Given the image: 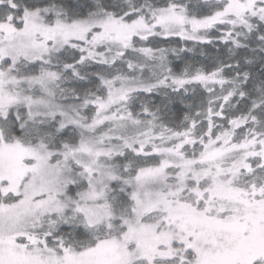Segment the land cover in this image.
Segmentation results:
<instances>
[{
  "label": "snow or ice",
  "instance_id": "obj_1",
  "mask_svg": "<svg viewBox=\"0 0 264 264\" xmlns=\"http://www.w3.org/2000/svg\"><path fill=\"white\" fill-rule=\"evenodd\" d=\"M0 264H264V0H0Z\"/></svg>",
  "mask_w": 264,
  "mask_h": 264
}]
</instances>
